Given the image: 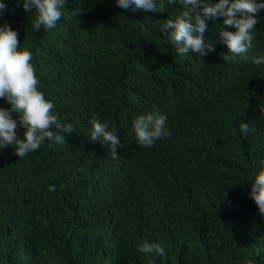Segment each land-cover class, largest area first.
<instances>
[{"label": "trees", "instance_id": "16d2710c", "mask_svg": "<svg viewBox=\"0 0 264 264\" xmlns=\"http://www.w3.org/2000/svg\"><path fill=\"white\" fill-rule=\"evenodd\" d=\"M3 2L0 24L18 31L38 87L76 130L24 158L0 149V264H264V216L249 195L264 160V64L252 62L264 57V11L248 59L225 62L223 17L207 21L215 51L204 57L165 40L163 23L185 10L168 0L154 12L80 0L77 18L69 0L47 31L22 2ZM149 113L166 115L172 135L146 147L133 121ZM94 116L117 131L119 159L90 140ZM145 241L165 255L139 251Z\"/></svg>", "mask_w": 264, "mask_h": 264}, {"label": "clouds", "instance_id": "9594fccd", "mask_svg": "<svg viewBox=\"0 0 264 264\" xmlns=\"http://www.w3.org/2000/svg\"><path fill=\"white\" fill-rule=\"evenodd\" d=\"M21 2L26 14L36 15L33 28L39 31L43 27L47 31L56 28L63 10L68 8L69 0H17V7ZM79 3L80 0H77V7L70 12L76 18L83 11ZM116 3L118 7L132 11L165 10L163 4L157 7L155 0H116ZM176 3L185 10L174 19L165 20L162 35L180 56L196 53L204 57L214 52V43H209L204 37L207 21L223 17L220 37L227 45L228 53L223 55V59L225 62L236 57L248 59L254 29L260 22L259 13L264 11L262 0H168L169 5ZM6 10L11 9L0 0V17ZM20 44L18 31L7 21L0 24V99H5L10 105L0 107V149L12 145L18 158H24L38 150L45 141L66 143L65 133H72L76 129L72 123H61L54 114V103L46 99L38 87L40 81L32 63L33 53L28 47L21 48ZM252 62L264 64V57H255ZM258 107L264 112V103ZM13 113L17 114L19 124L13 118ZM166 121V115L160 113L138 115L133 121L138 143L151 147L157 139L170 138L172 133L166 127ZM90 123V140L99 141L104 147L110 146L112 159H119L117 147L121 145V140L117 131L109 130V124L102 122L98 116L91 118ZM18 127L24 129L22 138L17 133ZM240 131L246 135L250 131L249 125L241 123ZM260 164V170L254 172V178L249 180L252 182L249 195L257 204L259 214L264 216V160ZM55 190V185L50 186V191ZM139 251L161 257L165 255V249L155 242L145 241Z\"/></svg>", "mask_w": 264, "mask_h": 264}]
</instances>
